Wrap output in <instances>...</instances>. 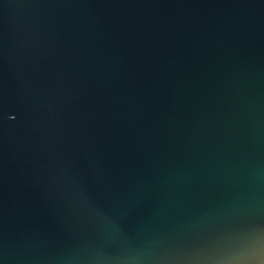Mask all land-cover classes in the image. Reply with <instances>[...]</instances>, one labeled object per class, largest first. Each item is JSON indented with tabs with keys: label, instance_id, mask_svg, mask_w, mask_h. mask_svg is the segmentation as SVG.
I'll return each instance as SVG.
<instances>
[{
	"label": "water",
	"instance_id": "obj_1",
	"mask_svg": "<svg viewBox=\"0 0 264 264\" xmlns=\"http://www.w3.org/2000/svg\"><path fill=\"white\" fill-rule=\"evenodd\" d=\"M0 264H264V0H0Z\"/></svg>",
	"mask_w": 264,
	"mask_h": 264
}]
</instances>
